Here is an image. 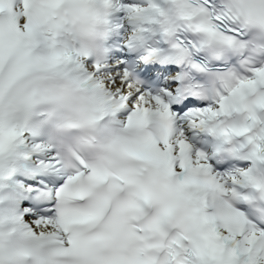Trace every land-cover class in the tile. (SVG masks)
<instances>
[{"label": "snow or ice", "instance_id": "obj_1", "mask_svg": "<svg viewBox=\"0 0 264 264\" xmlns=\"http://www.w3.org/2000/svg\"><path fill=\"white\" fill-rule=\"evenodd\" d=\"M0 264H264V0H0Z\"/></svg>", "mask_w": 264, "mask_h": 264}]
</instances>
